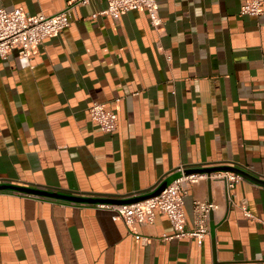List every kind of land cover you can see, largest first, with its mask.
Segmentation results:
<instances>
[{"label":"crops","instance_id":"crops-1","mask_svg":"<svg viewBox=\"0 0 264 264\" xmlns=\"http://www.w3.org/2000/svg\"><path fill=\"white\" fill-rule=\"evenodd\" d=\"M69 1L0 8L53 14ZM243 3L158 0L157 30L146 10L93 17L106 1L91 0L29 66L17 49L0 57V182L126 195L221 162L264 178V6L242 15ZM96 101L118 114L114 132L92 121ZM231 199L223 174L189 184L188 230L195 202L216 204L199 239L173 237L160 213L135 232L107 205L0 190V264H264V185L241 177Z\"/></svg>","mask_w":264,"mask_h":264},{"label":"built area","instance_id":"built-area-1","mask_svg":"<svg viewBox=\"0 0 264 264\" xmlns=\"http://www.w3.org/2000/svg\"><path fill=\"white\" fill-rule=\"evenodd\" d=\"M91 0H70L65 7L53 14L37 12L28 14L22 8L11 10L0 8V57L7 58L10 51L17 49L22 66L31 64V57L44 40L50 36L62 33L70 26L73 11L77 6L86 5ZM102 1V0H96ZM106 7L99 14H109L115 18L123 12L133 9L146 10L150 22L157 30L163 29L164 22L159 12L158 0H104ZM264 0H244L240 13L242 15L259 16L263 12ZM170 56H168L169 58ZM92 121L105 133L114 132L119 124L116 111L107 108L101 102H93L89 107ZM223 174L226 195L231 199V190L241 176L226 172ZM199 175L183 176L168 185L159 195L144 201L129 205H107L111 207L117 217L124 220L127 226L135 231L138 224H150L155 221L158 213L165 215L174 228L173 237L196 236L202 239L208 231L207 221L210 210L216 207L214 202H195L196 225L192 230L186 228V213L184 210V197L189 184L194 182ZM212 176V175H211ZM106 206V205H102ZM140 237V235H138ZM172 237V236H171ZM169 239V236L165 237ZM143 242L149 241V237H141Z\"/></svg>","mask_w":264,"mask_h":264},{"label":"water","instance_id":"water-1","mask_svg":"<svg viewBox=\"0 0 264 264\" xmlns=\"http://www.w3.org/2000/svg\"><path fill=\"white\" fill-rule=\"evenodd\" d=\"M235 173L254 183L264 185V178L246 170L241 165L234 162H221L214 165L185 166L183 170H175L169 173L165 178L160 179L156 184L146 191L136 194H97L80 193L72 190H63L58 188L40 187L33 185L18 184L10 181L0 182V190H9L21 192L40 197L51 198L55 200L68 201L80 204L91 205H129L132 203L144 201L151 197L159 195L173 181L183 176L203 175L211 176L217 173Z\"/></svg>","mask_w":264,"mask_h":264}]
</instances>
